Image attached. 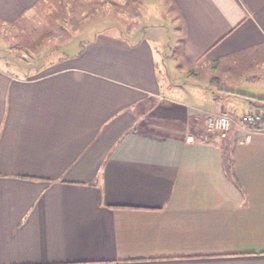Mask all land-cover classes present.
<instances>
[{"label": "crops", "instance_id": "1", "mask_svg": "<svg viewBox=\"0 0 264 264\" xmlns=\"http://www.w3.org/2000/svg\"><path fill=\"white\" fill-rule=\"evenodd\" d=\"M37 1L0 0V22ZM171 2L191 68L236 77L264 47V0ZM129 38L41 76L0 71V264H264V121L198 141L202 111L161 94L151 44ZM246 99L214 111L238 124Z\"/></svg>", "mask_w": 264, "mask_h": 264}, {"label": "rangeland", "instance_id": "2", "mask_svg": "<svg viewBox=\"0 0 264 264\" xmlns=\"http://www.w3.org/2000/svg\"><path fill=\"white\" fill-rule=\"evenodd\" d=\"M35 4L18 21L0 22V71L37 77L55 69L65 56L74 55L95 38L122 41L124 37L131 43L130 35L143 38L155 53L159 92L207 111L192 117V124L197 123V139L205 143L221 138L220 133L206 128L208 116L218 114L214 110H219V104L226 108L227 102H234L236 106L228 111L240 114L247 110L246 98H264V47H256L254 54L247 52V57L242 53V62L235 65L236 77L221 75L219 68L206 61L189 67L175 42V25L169 15L176 9L171 0H38ZM144 30L146 34H141ZM165 55L170 58L165 59ZM255 64L259 67L251 69ZM247 75L255 78L245 80ZM214 97L221 103L214 102Z\"/></svg>", "mask_w": 264, "mask_h": 264}, {"label": "built area", "instance_id": "3", "mask_svg": "<svg viewBox=\"0 0 264 264\" xmlns=\"http://www.w3.org/2000/svg\"><path fill=\"white\" fill-rule=\"evenodd\" d=\"M264 118L262 111H252L243 114L236 124L235 120L230 118L225 113H219L217 115H210L206 120V128L209 132L220 133L224 136L225 133L231 130L234 125L239 126L240 131L247 132L249 126H253L257 122H261Z\"/></svg>", "mask_w": 264, "mask_h": 264}, {"label": "trees", "instance_id": "4", "mask_svg": "<svg viewBox=\"0 0 264 264\" xmlns=\"http://www.w3.org/2000/svg\"><path fill=\"white\" fill-rule=\"evenodd\" d=\"M227 93V91H226ZM248 103L250 104L251 107H253L256 111H262L264 113V99H256V98H251L249 97L248 98ZM264 121V118L263 120ZM261 122H257L255 123L253 126H256L258 127L261 123Z\"/></svg>", "mask_w": 264, "mask_h": 264}]
</instances>
